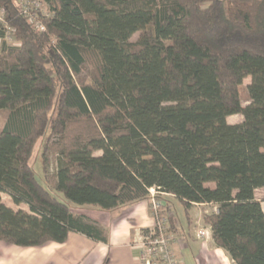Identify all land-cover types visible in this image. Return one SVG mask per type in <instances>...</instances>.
I'll return each instance as SVG.
<instances>
[{"label":"trees","instance_id":"trees-1","mask_svg":"<svg viewBox=\"0 0 264 264\" xmlns=\"http://www.w3.org/2000/svg\"><path fill=\"white\" fill-rule=\"evenodd\" d=\"M28 1L44 11L0 0V242L105 241L69 204L111 211L155 189L157 202L214 206L215 247L264 264V0ZM39 139L65 202L30 165Z\"/></svg>","mask_w":264,"mask_h":264},{"label":"crops","instance_id":"crops-1","mask_svg":"<svg viewBox=\"0 0 264 264\" xmlns=\"http://www.w3.org/2000/svg\"><path fill=\"white\" fill-rule=\"evenodd\" d=\"M170 195L159 196L160 212L171 216L167 209ZM254 199L264 213V188L254 191ZM70 206V205H69ZM106 233L105 241H95L83 234L70 232L61 243H47L33 248H19L0 242V264H140L138 233L151 229L155 219L150 201L143 200L111 210L101 211L91 206L72 209ZM216 211L212 205H192L186 210L187 231L174 218L175 231L171 249L181 264H233L228 255L216 248L203 217ZM208 230L198 238L199 231Z\"/></svg>","mask_w":264,"mask_h":264},{"label":"built area","instance_id":"built-area-1","mask_svg":"<svg viewBox=\"0 0 264 264\" xmlns=\"http://www.w3.org/2000/svg\"><path fill=\"white\" fill-rule=\"evenodd\" d=\"M31 6L37 8L39 4L26 0L23 6L24 14L27 15ZM37 26L39 30H43L42 26ZM155 194V189L149 190L150 207L155 224L151 229H148L147 233L143 234L141 231L138 233L137 247L140 264H181L173 255L171 249L173 237L169 231L168 219L166 215L160 212V205L155 200ZM203 236H205L203 231L197 233L198 238H203Z\"/></svg>","mask_w":264,"mask_h":264},{"label":"rangeland","instance_id":"rangeland-1","mask_svg":"<svg viewBox=\"0 0 264 264\" xmlns=\"http://www.w3.org/2000/svg\"><path fill=\"white\" fill-rule=\"evenodd\" d=\"M40 6V4H39ZM42 11H44V7L41 5L40 6ZM138 37V34H135L132 37V41H135ZM7 43L9 44H14L9 38H7ZM249 84V78H246L243 81V84L240 88V100H241V105L243 107L247 106L249 104V99H248V95H247V91H246V87ZM2 121L3 119L0 117V126L2 125ZM228 124H239L242 122V117L239 115H234V116H230L226 119ZM43 139H39L36 142V145L33 148L32 151V155H31V159H30V165L33 167L35 176L37 178V180L44 186L46 187L51 194H54L57 196V198L62 201L65 202V200L63 199V197L60 194H56L53 190V174L55 172V163H56V154L54 153V149L53 147L50 148V153L48 154V172H47V177L44 178L43 172H42V164H41V155H42V146H43ZM56 141V140H54ZM169 204L167 205V209L169 211V213H171L170 218L173 219L174 222V218L181 224V227L187 231V218H186V210L184 209V207L176 200V199H169ZM2 202L8 206H11L14 210L17 209H21L23 211H27L26 207L24 206H19V207H15L14 205H12V203L10 202V200L5 197L2 196ZM67 203V202H66ZM70 205V204H69ZM70 207H72V209H77L74 206L70 205ZM167 216V215H166ZM167 219H169V216H167ZM175 225V223H174ZM170 231V229H169ZM205 231V235H206V239L209 238V232L208 230H204ZM171 236H173V232L170 231Z\"/></svg>","mask_w":264,"mask_h":264}]
</instances>
